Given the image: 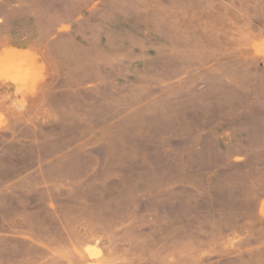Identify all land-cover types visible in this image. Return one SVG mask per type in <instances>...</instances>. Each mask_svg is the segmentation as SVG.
<instances>
[{
    "label": "rangeland",
    "instance_id": "obj_1",
    "mask_svg": "<svg viewBox=\"0 0 264 264\" xmlns=\"http://www.w3.org/2000/svg\"><path fill=\"white\" fill-rule=\"evenodd\" d=\"M0 264H264V0H0Z\"/></svg>",
    "mask_w": 264,
    "mask_h": 264
}]
</instances>
